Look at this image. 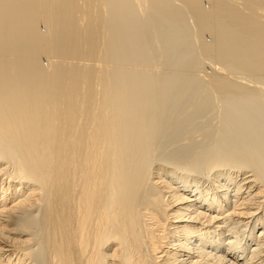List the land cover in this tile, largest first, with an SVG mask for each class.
<instances>
[{"label": "bare ground", "instance_id": "1", "mask_svg": "<svg viewBox=\"0 0 264 264\" xmlns=\"http://www.w3.org/2000/svg\"><path fill=\"white\" fill-rule=\"evenodd\" d=\"M0 264H264V0H0Z\"/></svg>", "mask_w": 264, "mask_h": 264}, {"label": "rangeland", "instance_id": "2", "mask_svg": "<svg viewBox=\"0 0 264 264\" xmlns=\"http://www.w3.org/2000/svg\"><path fill=\"white\" fill-rule=\"evenodd\" d=\"M43 27H44V24H42V25L40 24V29L42 28L41 30L44 29ZM205 36L208 37L207 35H205ZM207 39H208V38H207ZM42 62H43L44 64H47V63H48V58H47V57H42ZM204 67H205V68H204ZM204 67H203V69H205V71H208V69H209L208 72H209V73L211 72V69H210L209 67H208V69H206V68H207L206 65H205Z\"/></svg>", "mask_w": 264, "mask_h": 264}]
</instances>
